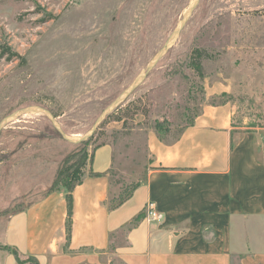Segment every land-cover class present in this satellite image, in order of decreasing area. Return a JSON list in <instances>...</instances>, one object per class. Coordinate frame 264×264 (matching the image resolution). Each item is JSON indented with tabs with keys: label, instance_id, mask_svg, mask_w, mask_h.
Here are the masks:
<instances>
[{
	"label": "rangeland",
	"instance_id": "374dc122",
	"mask_svg": "<svg viewBox=\"0 0 264 264\" xmlns=\"http://www.w3.org/2000/svg\"><path fill=\"white\" fill-rule=\"evenodd\" d=\"M191 1L0 0V44L24 58L0 50V121L42 105L68 134L84 135L147 68ZM204 102L229 103L240 131L264 135V0H200L157 66L95 130L89 153L114 147L115 202L147 172L155 120H168L175 136ZM75 145L44 113L9 122L0 135V218L45 194Z\"/></svg>",
	"mask_w": 264,
	"mask_h": 264
},
{
	"label": "crops",
	"instance_id": "0c3cea01",
	"mask_svg": "<svg viewBox=\"0 0 264 264\" xmlns=\"http://www.w3.org/2000/svg\"><path fill=\"white\" fill-rule=\"evenodd\" d=\"M170 134L150 133L147 172L117 207L114 147L90 153L69 236L64 187L0 218V264H32L13 250L37 264H264V135L240 131L229 103L209 102ZM150 203L162 220L147 217Z\"/></svg>",
	"mask_w": 264,
	"mask_h": 264
},
{
	"label": "trees",
	"instance_id": "16d2710c",
	"mask_svg": "<svg viewBox=\"0 0 264 264\" xmlns=\"http://www.w3.org/2000/svg\"><path fill=\"white\" fill-rule=\"evenodd\" d=\"M0 50H1V53H5V54L9 53V57L17 56L20 59L24 60V58L22 56H20L18 53L14 52L9 45L0 44ZM191 65L194 69H196L198 71V73L200 74L201 77L205 76L204 66H203L200 58H193ZM118 108H119V106L116 109H118ZM50 110L53 112L52 109H50ZM53 114L55 116H57L56 113L53 112ZM135 115H136V112L134 111V113H132L131 116L134 117ZM111 116H112V114H109L108 117L106 118V120L109 119V117H111ZM116 119L122 120L123 117L118 116V117H116ZM193 121H194V119L191 120L190 123L185 125L181 129L180 132H182L185 127L192 124ZM170 126H171V123L168 122V120H166V119L155 120L154 127H155L157 135L160 139H165L169 135V133L171 131ZM4 128L0 132V135L3 133ZM54 129L57 132V134L60 137H62L61 134L57 131V129L55 127H54ZM53 137H56V136H53ZM91 139H92V137L86 141L78 143L77 145H75L77 150H75V151L73 150L72 152H70L64 156V158L60 162V165H59V167L55 173V176H54V178L51 182V185L49 186L47 192L45 194H43L42 196H40V197L46 196L49 193H51L57 189H60L61 187H64L67 189V191H68V194H67V203H68L67 232H68V236L70 235V230H71V215H72V210H73L72 191L76 187V185L81 183V181L83 179L84 169L86 168V165L88 163V159L90 158V153L88 150V144L90 143ZM130 195H131V193L129 195H127L126 197L122 198L118 202H115V199H114L115 197H114L111 201V205L113 207H117V206L123 204L128 199V197ZM40 197L35 198L34 200L30 201L26 205H21V206L17 207L15 210H13L11 212H5V213H9L7 215V217H9V216H11V215H13L19 211H23L33 201H35L36 199H38ZM138 220H139V217H137L132 223H136ZM13 251H14V253H15V255H16V257L20 263H25V262L30 261V262H32V264H37V262L34 260V258H28L26 260H22L21 257L19 256L18 252L16 250H13Z\"/></svg>",
	"mask_w": 264,
	"mask_h": 264
},
{
	"label": "water",
	"instance_id": "95a60500",
	"mask_svg": "<svg viewBox=\"0 0 264 264\" xmlns=\"http://www.w3.org/2000/svg\"><path fill=\"white\" fill-rule=\"evenodd\" d=\"M200 0H197L196 3L192 6L190 3L189 8H190V13L186 16L183 15V18L181 19V25L177 26L173 32L169 35L167 38L166 42L162 46V48L156 53V55L152 58V60L148 63L147 68L143 71L142 75H138L134 81L127 87L125 88L105 109L101 112L97 120L95 121L94 125L92 128L85 133L84 135L77 136L78 138L74 139L71 137L70 134H68L64 128L60 125V123L56 120V116L53 114V112L42 105H29L25 107H21L16 109L15 111L11 112L10 114L6 115L3 117L0 121V132L2 129L12 120L19 118L20 116L28 113H44L46 116L50 119L52 125L57 129V131L61 134V136L71 142V143H81L83 141H86L90 139V137L94 134L95 130L100 126V124L108 117V115L116 109L123 101H125L133 92L134 90L143 82V80L147 77V75L157 66L159 61L165 56V54L168 52L169 48L172 46L174 41L178 38L180 35V32L184 28L186 22L192 15L193 11L199 4ZM176 35L175 40L172 42L170 41L173 35ZM36 110H32V109Z\"/></svg>",
	"mask_w": 264,
	"mask_h": 264
},
{
	"label": "built area",
	"instance_id": "2783aa9c",
	"mask_svg": "<svg viewBox=\"0 0 264 264\" xmlns=\"http://www.w3.org/2000/svg\"><path fill=\"white\" fill-rule=\"evenodd\" d=\"M147 217L150 220H162L163 214L156 209L155 204L150 203L147 207Z\"/></svg>",
	"mask_w": 264,
	"mask_h": 264
},
{
	"label": "bare ground",
	"instance_id": "6f19581e",
	"mask_svg": "<svg viewBox=\"0 0 264 264\" xmlns=\"http://www.w3.org/2000/svg\"><path fill=\"white\" fill-rule=\"evenodd\" d=\"M196 1L197 0H192L191 1V4H192V6L196 3ZM190 13V8L188 7L185 11H184V15H188ZM181 25V22L179 23V26ZM175 37H176V35L174 34L173 36H172V38H171V40L170 41H174L175 40ZM143 74V71H142V73L140 74V75H142ZM32 110H36L35 108L34 109H32ZM71 137L72 138H74V139H76V138H78L77 136H74V135H71Z\"/></svg>",
	"mask_w": 264,
	"mask_h": 264
}]
</instances>
